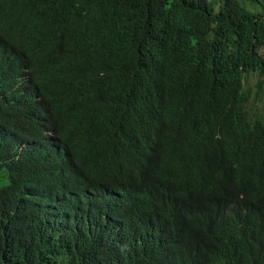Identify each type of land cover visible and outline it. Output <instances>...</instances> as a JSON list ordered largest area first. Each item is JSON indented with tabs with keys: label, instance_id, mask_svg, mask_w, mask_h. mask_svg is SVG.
Returning a JSON list of instances; mask_svg holds the SVG:
<instances>
[{
	"label": "trees",
	"instance_id": "16d2710c",
	"mask_svg": "<svg viewBox=\"0 0 264 264\" xmlns=\"http://www.w3.org/2000/svg\"><path fill=\"white\" fill-rule=\"evenodd\" d=\"M3 170L0 264H264V0H0Z\"/></svg>",
	"mask_w": 264,
	"mask_h": 264
},
{
	"label": "rangeland",
	"instance_id": "374dc122",
	"mask_svg": "<svg viewBox=\"0 0 264 264\" xmlns=\"http://www.w3.org/2000/svg\"><path fill=\"white\" fill-rule=\"evenodd\" d=\"M247 82L250 85L254 86L256 83V79L249 78L247 80ZM246 110H249L255 114H260L263 111V104L257 103L254 100L249 101L248 104L246 105ZM9 183H10V177H9L7 171L6 170L0 171V189L6 187Z\"/></svg>",
	"mask_w": 264,
	"mask_h": 264
}]
</instances>
